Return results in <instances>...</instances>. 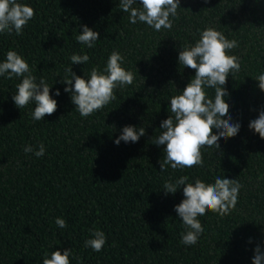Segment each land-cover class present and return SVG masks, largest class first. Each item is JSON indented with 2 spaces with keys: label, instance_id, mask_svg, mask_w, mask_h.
<instances>
[{
  "label": "trees",
  "instance_id": "16d2710c",
  "mask_svg": "<svg viewBox=\"0 0 264 264\" xmlns=\"http://www.w3.org/2000/svg\"><path fill=\"white\" fill-rule=\"evenodd\" d=\"M27 2L36 15L22 35L0 36V59L15 49L52 84L57 74L65 75L69 56L80 53L75 36L80 25H87L101 40L84 49L90 56L85 71L102 69L117 49L135 79L88 118L73 111L63 85L56 83L52 91L61 90L57 110L38 122L32 121L30 108L14 106L11 90L17 81L0 79V264H42L50 246L72 248L71 264H251L254 248L264 241V140L248 128L264 107V92L254 80L264 71V0H181L184 9L174 29L163 33L130 24L119 0ZM207 26L239 43L232 54L239 57L241 71L229 76L225 90L229 114L242 127L236 137L220 142V150L205 152L203 167L192 176L212 182L225 175L243 187L232 214L221 218L209 212L201 219L199 244L185 248L174 211L181 190L165 195L160 189L180 174L170 168L159 172L162 150L151 138L167 118L166 100L195 74L178 65L180 42H192ZM84 67L73 65V71L83 75ZM125 125L143 126L146 134L137 143L117 146L113 141ZM40 142L44 157L25 155V144ZM56 217L66 219L68 227L57 228ZM94 228L107 235L101 252L83 246Z\"/></svg>",
  "mask_w": 264,
  "mask_h": 264
},
{
  "label": "clouds",
  "instance_id": "9594fccd",
  "mask_svg": "<svg viewBox=\"0 0 264 264\" xmlns=\"http://www.w3.org/2000/svg\"><path fill=\"white\" fill-rule=\"evenodd\" d=\"M203 2L207 4L209 0ZM180 4L181 0H119L118 6L123 14L128 15L130 24L143 25L154 32L163 33L174 29L179 10L184 9ZM35 15L34 8L27 0H0V36L22 35ZM80 28L82 31H78L75 41L82 46L81 51L69 56V64L64 68L65 75L61 77L57 74L52 84L44 76H37L24 55L15 49H8L4 58L0 59V79L17 81L14 90H11L12 101L20 110L30 108L32 121H44L46 114L50 116L56 112L58 101L55 97L61 95L59 88L52 91L56 83L63 85V92L68 94L75 106L73 111L82 118L102 111L117 99V90L133 84L135 74L125 67L126 56L117 49L110 52L102 69L91 67L85 71L90 56L84 49H94L101 38L99 32L87 25H80ZM238 48L236 39H229L214 26L197 30L192 42H180L178 65L183 69H194L195 74L183 90L175 87L178 94L166 100L167 118L161 120L157 128L159 133L151 138L152 144L162 150V159L157 161L159 172L164 173L170 168L180 174L175 179L170 177L160 189L164 190L165 195H175L181 190L182 199L174 205V211L183 227L180 242L185 248L199 244L204 234L201 219L209 212L221 218L232 214L243 187L237 179H229L225 175L215 176L212 182L192 176L194 170L203 167L205 152L209 149L215 152L220 150V142L236 137L242 127L241 122L234 121L229 114L230 97L225 90L229 76L233 78L241 71L239 57L232 54ZM80 64L85 65L83 75L73 71V65ZM254 80L258 81L259 90L264 92V71ZM257 111L258 116L249 121L248 128L264 140V107ZM145 134L146 128L143 126L125 125L113 142L117 146L121 142L137 143ZM23 152L39 159L45 156L46 147L42 142L36 146L25 144ZM55 224L59 229L68 227L63 217H56ZM90 232L91 236L84 241V248H90L93 252L103 251L107 244L105 232L95 228ZM248 243H252L251 238ZM50 247L53 250L44 254L42 264H71L74 259L72 248L54 250L55 246ZM253 251L251 264H264V241L257 244Z\"/></svg>",
  "mask_w": 264,
  "mask_h": 264
}]
</instances>
